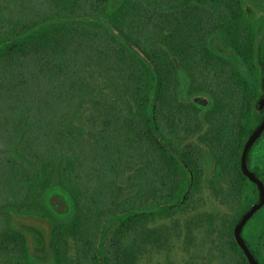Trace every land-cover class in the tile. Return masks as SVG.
I'll return each mask as SVG.
<instances>
[{"label":"trees","instance_id":"obj_1","mask_svg":"<svg viewBox=\"0 0 264 264\" xmlns=\"http://www.w3.org/2000/svg\"><path fill=\"white\" fill-rule=\"evenodd\" d=\"M168 5V0H0V129L8 140L1 148L2 171L11 173L14 165L18 182L30 176V211L40 206L37 184L55 174L76 199L71 221L77 225L53 232L50 245L57 256L54 238L64 239L65 253L72 247L65 238L71 237L75 252L96 264H103L98 254L105 264H135L136 195L125 193L135 180L125 187L114 176L135 172L128 163L135 162L141 133L151 123L147 105L158 103L161 121L168 118L166 75L161 72L155 82L149 64L168 61ZM159 149L165 154L158 155L161 213L172 196L167 148ZM6 231H0L8 238L0 253L23 252L22 236Z\"/></svg>","mask_w":264,"mask_h":264},{"label":"flooded vegetation","instance_id":"obj_2","mask_svg":"<svg viewBox=\"0 0 264 264\" xmlns=\"http://www.w3.org/2000/svg\"><path fill=\"white\" fill-rule=\"evenodd\" d=\"M168 1V61L149 63L155 82L161 72L166 75L162 81L167 83L163 91L168 118L161 121L158 103L147 105L151 123L147 134L141 133L135 162L128 163L135 164V172L128 169L114 176L125 187L132 177L135 180V188L125 191L136 195L134 228L140 251L135 264L143 246L163 245L170 235L184 238L183 264L196 260L249 264L234 229L258 197L257 184L243 172L242 163L264 186V0ZM160 146L167 148L171 181L170 204L161 212L171 219L167 234L153 228L161 215L158 155L165 154ZM4 175L13 179L9 171ZM29 177L19 181L16 190L20 191L13 192L12 201L0 204L4 217L0 231L20 234L24 254L20 248L0 253V264L15 259L24 264H96L90 255L75 252L71 237L65 238L72 246L65 253L64 239L54 238L60 249L58 256L54 253L53 232L63 225H77L71 219L78 205L55 174L37 184L40 206L30 211ZM180 181L182 189L176 187ZM32 216L45 219L49 227L25 220ZM45 228H50L49 249ZM112 234L108 227L107 237ZM159 235L164 239L157 241ZM240 238L258 264H264V203L243 223ZM6 239L0 237V243ZM97 261L105 264L100 254Z\"/></svg>","mask_w":264,"mask_h":264},{"label":"rangeland","instance_id":"obj_3","mask_svg":"<svg viewBox=\"0 0 264 264\" xmlns=\"http://www.w3.org/2000/svg\"><path fill=\"white\" fill-rule=\"evenodd\" d=\"M4 134L5 133H3V131L0 129V204L7 202V201L10 202L13 200L12 198L13 192L16 190V186L19 183L18 182L19 174L15 171L16 169L14 168V165L13 167H11V173L13 172V177H12L13 179L11 178L8 179L4 175L5 173L4 171H6L5 169L6 162L2 155L3 150L1 151V148L5 147L8 144V140H6ZM15 140H18V139L15 137ZM6 155L9 156L12 154H6ZM13 159L14 161H16L15 157H13ZM17 161H20V160H17ZM8 189L10 190L9 194L7 193ZM19 191L20 190L18 189L16 190L15 193L17 192L19 193ZM209 199L211 198H207V200ZM211 203H215V202H211ZM3 218H4L3 216H0V229L4 225ZM155 221L156 223L153 224L154 225L153 228L163 232V234L165 232L167 234L168 226L171 224V219L168 218L165 213L163 214L161 213V215H157ZM183 240L184 238L181 236H177L173 238L170 235L168 239L166 238V242L163 243L164 246L163 245L143 246V250L141 251L139 255L137 264H183L184 262L183 261L184 255L182 251ZM192 264H212V263H209L205 260H196V261H192Z\"/></svg>","mask_w":264,"mask_h":264},{"label":"water","instance_id":"obj_4","mask_svg":"<svg viewBox=\"0 0 264 264\" xmlns=\"http://www.w3.org/2000/svg\"><path fill=\"white\" fill-rule=\"evenodd\" d=\"M261 125L262 126L264 125V121L262 122ZM261 125H260V127H261ZM252 139L253 138H250L248 140V142L246 144V148H248V146L252 142ZM241 168H242L243 172L246 173L249 176V178L257 184L258 197H257V200L247 209V211L239 219V221L235 225L234 232H235L236 240H237L238 244L240 245V247L242 248L244 254L246 255L249 264H258V261L254 258L253 254L250 252V250L248 249L246 244L240 238V229H241L243 223L253 214V212L256 211L264 203V186H263V183L259 179H257L253 174L248 173V171L246 170L245 164L242 163ZM25 220L30 221V222H35L38 225L41 224L44 227H45V225H46V227L47 226L49 227V222L46 221L45 219H39V218L32 216V217H26ZM49 239H50V228H45V241H46V248L47 249H49Z\"/></svg>","mask_w":264,"mask_h":264}]
</instances>
